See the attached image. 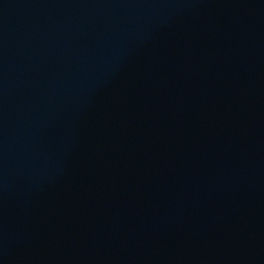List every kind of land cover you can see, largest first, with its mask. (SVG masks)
Masks as SVG:
<instances>
[{"label":"water","instance_id":"obj_1","mask_svg":"<svg viewBox=\"0 0 264 264\" xmlns=\"http://www.w3.org/2000/svg\"><path fill=\"white\" fill-rule=\"evenodd\" d=\"M0 160L264 194V0H0Z\"/></svg>","mask_w":264,"mask_h":264}]
</instances>
